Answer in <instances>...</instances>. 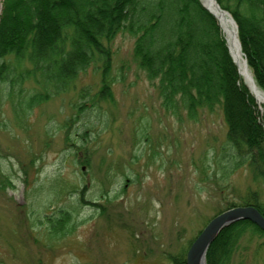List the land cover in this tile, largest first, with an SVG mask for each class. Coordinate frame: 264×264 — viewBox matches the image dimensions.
I'll use <instances>...</instances> for the list:
<instances>
[{"label":"rangeland","instance_id":"obj_1","mask_svg":"<svg viewBox=\"0 0 264 264\" xmlns=\"http://www.w3.org/2000/svg\"><path fill=\"white\" fill-rule=\"evenodd\" d=\"M133 42L120 34L112 45L115 101L93 116L89 166L66 151L58 131L75 114L77 93L39 107L22 127L0 94V173L11 183L0 190V264H173L168 256L187 251L228 202L252 191L264 201V184L246 168L226 179L215 172L221 115L195 124L166 114L132 62ZM81 87L97 91L93 69ZM62 208L75 230L49 236L36 222ZM263 243H244L231 264H264Z\"/></svg>","mask_w":264,"mask_h":264},{"label":"trees","instance_id":"obj_2","mask_svg":"<svg viewBox=\"0 0 264 264\" xmlns=\"http://www.w3.org/2000/svg\"><path fill=\"white\" fill-rule=\"evenodd\" d=\"M216 1L235 21L242 54L264 91V0ZM120 34L134 39L132 62L155 89L166 114L195 124L221 115L226 133L214 158L215 172L226 179L246 168L264 184V111L240 76L219 22L200 0H3L0 94L10 104L14 123L22 127L39 107L77 93L76 112L58 131L66 151L89 166L91 121L102 103L115 101L112 45ZM90 69L98 76L94 93L77 89ZM2 185L11 183L0 173V190ZM240 206L264 215V201L252 191L215 216ZM54 214L36 224L46 226L52 237L74 232L71 211L62 208ZM253 239H264L255 224L231 225L212 243L206 263L231 264L241 245ZM187 251L168 259L186 264Z\"/></svg>","mask_w":264,"mask_h":264},{"label":"water","instance_id":"obj_3","mask_svg":"<svg viewBox=\"0 0 264 264\" xmlns=\"http://www.w3.org/2000/svg\"><path fill=\"white\" fill-rule=\"evenodd\" d=\"M201 1V0H200ZM218 9L227 14L229 17L231 15L221 9L219 4L217 3L216 0H214ZM202 2V1H201ZM202 5L205 9H207L219 22L218 17L210 11L202 2ZM232 19V17H231ZM232 21L235 23V21L232 19ZM220 25V23H219ZM236 30H237V38H238V28L235 23ZM221 27V26H220ZM228 48L230 51V55L235 63V65L238 68V72L240 73V69L238 64L236 63L232 52L229 47L228 40L226 39ZM239 42V39H238ZM240 45V42H239ZM241 49V45H240ZM247 64V63H246ZM245 85L248 87L250 90V93L253 95L251 89L247 85V83L244 80ZM255 100L257 101L256 97L253 95ZM258 103V101H257ZM240 221H250L251 223L255 224L257 227H259L263 232H264V215L260 213L256 208L247 206V207H234L229 210H226L222 212L221 214L215 216L212 218L208 224L204 227V229L200 232V234L195 238V240L192 242L190 245L187 254H186V264H207L206 263V256L207 252L210 249L212 243L216 240V238L219 236V234L226 228L230 227L231 225L240 222Z\"/></svg>","mask_w":264,"mask_h":264},{"label":"bare ground","instance_id":"obj_4","mask_svg":"<svg viewBox=\"0 0 264 264\" xmlns=\"http://www.w3.org/2000/svg\"><path fill=\"white\" fill-rule=\"evenodd\" d=\"M203 4L212 11L219 20L222 31L226 34L232 55L239 66L240 73L244 78L245 82L251 89L253 95L256 97L259 106H264V91L261 90L255 83L253 75L248 68L245 58L240 49V45L237 38V30L235 23L232 21L231 17L227 14L221 12L214 0H201Z\"/></svg>","mask_w":264,"mask_h":264}]
</instances>
